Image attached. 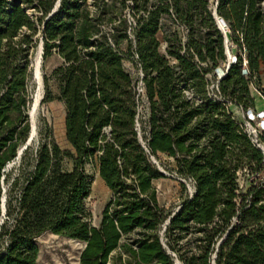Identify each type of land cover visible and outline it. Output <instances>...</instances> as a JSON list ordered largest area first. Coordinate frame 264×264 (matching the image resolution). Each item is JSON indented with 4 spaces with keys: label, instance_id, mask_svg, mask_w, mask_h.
<instances>
[{
    "label": "trees",
    "instance_id": "obj_1",
    "mask_svg": "<svg viewBox=\"0 0 264 264\" xmlns=\"http://www.w3.org/2000/svg\"><path fill=\"white\" fill-rule=\"evenodd\" d=\"M56 1L0 0V264H38L36 239L45 232L82 242L79 264H116V250L122 264H264V155L230 109L254 108L252 89L264 99V0H60L46 19ZM214 7L235 51L226 71ZM38 42L43 59H62L51 76L69 148L41 140L21 155L32 168L11 177L4 167L29 133V56ZM124 55L142 74L144 120ZM51 99L47 89L42 102ZM158 154L193 184L167 225L173 212L153 185L164 177L152 160ZM92 161L111 192L97 226L85 207ZM242 167L254 177L246 191Z\"/></svg>",
    "mask_w": 264,
    "mask_h": 264
},
{
    "label": "rangeland",
    "instance_id": "obj_2",
    "mask_svg": "<svg viewBox=\"0 0 264 264\" xmlns=\"http://www.w3.org/2000/svg\"><path fill=\"white\" fill-rule=\"evenodd\" d=\"M87 1L89 3L91 2V0ZM28 12H30V10H28ZM38 45L39 42L34 48H32L31 54L29 56L30 77L27 82V104L24 109L25 114H27V111L38 89H36L37 84L32 75V70L36 62V57L38 55L37 52L39 51ZM120 48L125 51L126 43H121ZM164 48L165 43L161 41L160 50L164 51ZM234 52L235 51L229 49V56H233ZM133 60L134 59H132V57L124 55L122 63L125 71L128 72L136 87L141 80L142 74ZM61 63L62 59L56 52H52L50 56H47L44 59L41 58L40 60L39 70L41 77V86L39 88L41 96L34 112L35 135L27 146L30 147V151L32 152V154L38 147V143L41 140L49 139L50 136L54 139V141L61 149L69 148V144L65 139V105L63 101L56 98L58 95V84L57 81L51 76V72H53L52 70L59 66ZM255 79L256 78L252 79V84H250L249 87H256L254 84L256 82ZM47 89L49 90L52 99L42 102L43 96ZM252 94L255 97L254 108L245 110L240 107L230 106V109L235 120H237L242 126H244L245 130L251 135V137L257 141L264 155V143L260 140V138L264 137V113H261L264 111V99L254 89H252ZM139 113L142 120H144L148 114V105L146 103L144 93L140 95ZM28 125L30 129L29 120ZM23 144L24 142L20 143L18 147H21ZM21 155L22 153L18 158H14L13 160L9 161L4 167L6 172L11 171V177H14L16 175V168H32L31 158L28 160V163H23ZM158 155L159 156H157V159L154 157L153 159L158 164L159 169L163 171L164 177L155 179L153 181V185L156 189V196L159 205L162 206L166 212L172 213L179 207L181 201L184 198L191 195L193 191V184L191 180L181 177L177 174V172H175L173 158L168 157L165 154ZM62 168H64V170H70L71 161L69 159H64L62 162ZM97 170L98 169L94 161L89 162L85 166V171L89 175L91 183L96 178V175H98ZM237 174L240 190L246 191V189L250 186L251 182L254 179L251 171L247 167H242L237 171ZM258 179L264 180V169L259 173ZM91 186L90 193L85 199V207L90 212V224L97 226L100 222L101 211L104 205L110 199L111 192L106 187L103 181L101 185L98 184V186H96V188L94 189ZM3 187L6 188V184L3 183ZM3 219L4 217L2 216V218H0V224L2 223ZM160 231L161 229L159 230V232ZM162 232L163 229L161 231V236L163 235ZM135 236H137L136 232H133L127 236H124L123 240H127L130 238L132 239ZM192 236L193 235L188 234L186 238H184V240L192 239ZM36 242L38 245V264H79V254L83 248L82 242L67 237H62L50 232L41 234L36 239ZM2 244L3 246L5 245L4 242ZM118 254L120 255L118 256ZM125 259L126 256L119 250H116L110 255L109 261L116 264H122Z\"/></svg>",
    "mask_w": 264,
    "mask_h": 264
},
{
    "label": "water",
    "instance_id": "obj_3",
    "mask_svg": "<svg viewBox=\"0 0 264 264\" xmlns=\"http://www.w3.org/2000/svg\"><path fill=\"white\" fill-rule=\"evenodd\" d=\"M59 1L60 0H57L56 2H55V5H54V7H53V9L51 10V12L48 14V16H47V18L46 19H48L55 11H56V9L58 8V6H59ZM213 15L215 16V19H216V22L218 23V25L219 26H221V27H224L225 26V23L223 22V20L219 17V16H217L216 15V8L214 7V9H213ZM38 50H39V56H38V60H37V63L35 62V65H34V67H33V70H32V75H33V79L36 81V84H37V86H36V89L38 88V81H37V79L39 78V81H40V86H41V77H40V70H39V66H40V60H41V58H42V53H43V47H42V42H40L39 43V45H38ZM227 54H228V51H227ZM37 73V74H36ZM34 100V99H33ZM33 100H32V102H31V105H30V107H29V109H28V111H27V115H28V120H29V122H30V129H29V133H28V137H27V139L25 140V142H24V144L21 146V147H19L18 148V151L16 152V157L15 158H18L19 156H20V154L22 153V151L24 150V149H26L27 148V146L29 145V143H30V141L33 139V137H34V135H35V131L32 133L31 132V120H30V111L32 110V113H34L35 112V109H36V106L38 105V102H37V104L34 106V103H33ZM139 139H140V141H141V143L144 145V142L142 141V139H141V137H140V135H139ZM152 160H153V162H156L153 158H152ZM4 171V170H3ZM161 171V170H160ZM162 173H163V171H162ZM3 179V177L1 178V180ZM3 191H4V189H3ZM2 199H0V201H1V204H0V207H1V214L2 215H4V213H5V196H2L1 197ZM179 209V207L170 215V217L167 219V221H165V223H164V225H167L168 224V222L170 221L169 219L175 214V212L177 211ZM165 227V226H164ZM222 240V239H221ZM221 240L219 241V243L221 242ZM175 264H179V261L178 260H176L175 261Z\"/></svg>",
    "mask_w": 264,
    "mask_h": 264
},
{
    "label": "built area",
    "instance_id": "obj_4",
    "mask_svg": "<svg viewBox=\"0 0 264 264\" xmlns=\"http://www.w3.org/2000/svg\"><path fill=\"white\" fill-rule=\"evenodd\" d=\"M222 19V18H221ZM223 20V19H222ZM224 22V21H223ZM225 23V22H224ZM217 25H218V23H217ZM218 28L223 32V34H224V42H225V47H226V55H227V59H226V61L227 62H225V64H224V66H225V71L229 68V66H230V64L231 63H233V62H235V59H236V57L233 55V56H229V37H228V32H227V25H226V23H225V26L224 27H221V26H219L218 25ZM227 51H228V54H227ZM218 72H217V74H218V77H222L223 75H224V72L222 71V69L221 68H218V70H217ZM144 92V90H143V84H142V81L140 80V82H139V84L136 86V94H137V97L138 96H140L142 93ZM249 110V109H248ZM262 114L264 113V111L263 112H261ZM258 114V113H257ZM249 134V133H248ZM253 141L255 142V143H257V141L256 140H254L253 139ZM257 145H258V143H257ZM259 146V145H258Z\"/></svg>",
    "mask_w": 264,
    "mask_h": 264
},
{
    "label": "bare ground",
    "instance_id": "obj_5",
    "mask_svg": "<svg viewBox=\"0 0 264 264\" xmlns=\"http://www.w3.org/2000/svg\"><path fill=\"white\" fill-rule=\"evenodd\" d=\"M37 57H36V63H37V60H38V56L40 55L39 54V51L37 52ZM37 74V73H36ZM38 81V89L35 93V96H34V100H33V103H34V106L37 104V102H39V99H40V81H39V78L37 79ZM30 120H31V132L33 133L35 131V124H34V113H32V110L30 111ZM102 183V180L101 178L99 177V175H96V178L92 181L91 183V187L94 189L96 188V186H98V184L101 185Z\"/></svg>",
    "mask_w": 264,
    "mask_h": 264
}]
</instances>
